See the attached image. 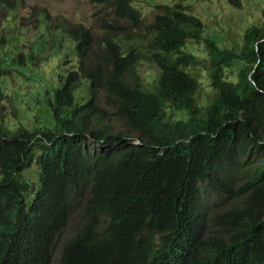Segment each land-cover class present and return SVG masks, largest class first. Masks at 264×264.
<instances>
[{
	"label": "trees",
	"instance_id": "16d2710c",
	"mask_svg": "<svg viewBox=\"0 0 264 264\" xmlns=\"http://www.w3.org/2000/svg\"><path fill=\"white\" fill-rule=\"evenodd\" d=\"M103 1L115 18L100 41L55 22L77 66L38 125L0 119V264H54L75 214L56 264H264V21L228 48L184 3L144 26L133 0ZM14 47L0 80L38 76L32 46Z\"/></svg>",
	"mask_w": 264,
	"mask_h": 264
},
{
	"label": "rangeland",
	"instance_id": "374dc122",
	"mask_svg": "<svg viewBox=\"0 0 264 264\" xmlns=\"http://www.w3.org/2000/svg\"><path fill=\"white\" fill-rule=\"evenodd\" d=\"M6 1L9 3L6 10L4 13L0 12V68L8 71V56L13 54L17 41H22L29 43L34 49V67L39 74L36 76L28 68L26 75L10 71V80H0V119H4L12 128L22 124L32 127L38 125L41 113L44 112L40 100L47 95V89L59 85V76L77 66L72 51L74 43L55 29V22L83 24L100 41L107 32L105 22H112L115 16L112 7L103 3V0ZM241 1V6L238 7L229 0H133V5L141 11L144 22L142 25L146 26L158 13L157 6L184 3L193 14L202 19L205 26L203 37L215 35L221 39L222 46L239 49L243 33L250 26L262 25L264 21V0ZM14 6L15 9L10 10ZM20 36L22 37L18 40ZM56 41L61 45L54 50ZM206 68L205 61L198 68L199 74L204 78L201 82V99H207L211 94ZM157 72L156 66L148 61H143L140 65V74L146 84L156 77ZM86 90V85H82L78 96L86 97ZM100 100L103 102L102 97ZM29 176L33 178L32 174ZM77 223L75 214L60 234L54 264L61 253L63 241L73 234Z\"/></svg>",
	"mask_w": 264,
	"mask_h": 264
}]
</instances>
